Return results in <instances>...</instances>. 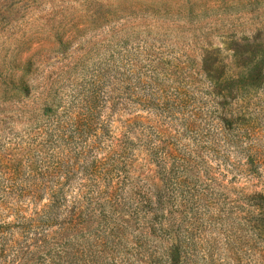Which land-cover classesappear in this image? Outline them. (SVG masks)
I'll list each match as a JSON object with an SVG mask.
<instances>
[{
    "label": "rangeland",
    "instance_id": "obj_1",
    "mask_svg": "<svg viewBox=\"0 0 264 264\" xmlns=\"http://www.w3.org/2000/svg\"><path fill=\"white\" fill-rule=\"evenodd\" d=\"M91 144L126 159L95 186L101 263L133 246V184L161 187L202 264H264V0H0V264H40L25 236L50 200L19 194Z\"/></svg>",
    "mask_w": 264,
    "mask_h": 264
},
{
    "label": "trees",
    "instance_id": "obj_2",
    "mask_svg": "<svg viewBox=\"0 0 264 264\" xmlns=\"http://www.w3.org/2000/svg\"><path fill=\"white\" fill-rule=\"evenodd\" d=\"M98 152L99 148L95 144L81 146L75 151L68 150L61 168L51 169L47 175L38 178L39 182L35 184L34 189L20 192L22 199H29L35 204H38L43 196H48L50 200L34 213L41 219L40 225L30 228L36 232L33 236H25L31 242L30 249L42 255L36 259L37 263L103 264L94 249V240L97 237V229L103 225L107 226L108 221L105 212L102 215L100 213L102 219L99 212L97 213L99 189L95 186L100 183L99 176L106 175L110 170L111 164L117 168V180L114 181L119 186L123 172H126L124 168L120 169L119 165H125L126 159L122 158V161V155L117 151L108 152L104 157H99ZM157 162L160 164L159 179L167 184L174 178V169L168 167L167 155L157 158ZM74 184L77 195L72 204H68V194L72 192L73 189L70 188ZM160 188L151 186L142 190L132 184L131 190L127 192L126 218L123 214L119 221L122 225L126 223V243L133 246L126 251V261L113 257L118 260L116 264H202L197 254L186 250L190 244L183 243L175 230L168 228L173 220L165 209ZM107 191L106 197L113 199L114 193L110 189ZM81 196L85 198L83 204L78 199ZM261 199L258 208L264 216V195ZM17 209L21 210V206ZM152 213H161L162 216L154 218L150 216ZM137 218L141 220V225H133L132 220ZM262 220L264 221V217ZM19 230L21 234H31L24 226H20ZM133 234H137V238L133 237ZM106 259L105 257V264Z\"/></svg>",
    "mask_w": 264,
    "mask_h": 264
}]
</instances>
